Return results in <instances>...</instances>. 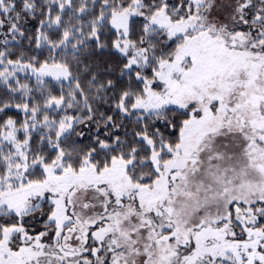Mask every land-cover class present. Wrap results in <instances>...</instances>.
Returning <instances> with one entry per match:
<instances>
[{
  "label": "snow or ice",
  "instance_id": "1",
  "mask_svg": "<svg viewBox=\"0 0 264 264\" xmlns=\"http://www.w3.org/2000/svg\"><path fill=\"white\" fill-rule=\"evenodd\" d=\"M0 264H264V0H0Z\"/></svg>",
  "mask_w": 264,
  "mask_h": 264
}]
</instances>
